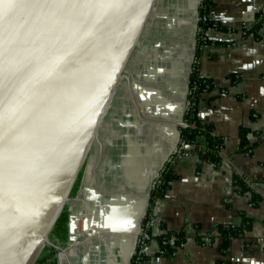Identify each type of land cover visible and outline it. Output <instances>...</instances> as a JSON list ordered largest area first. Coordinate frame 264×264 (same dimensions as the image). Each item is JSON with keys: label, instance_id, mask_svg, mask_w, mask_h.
<instances>
[{"label": "crops", "instance_id": "0c3cea01", "mask_svg": "<svg viewBox=\"0 0 264 264\" xmlns=\"http://www.w3.org/2000/svg\"><path fill=\"white\" fill-rule=\"evenodd\" d=\"M200 2L155 0L67 203L72 221L59 264H130L151 186L177 148L196 58L215 86L200 95L198 118L223 140L222 160L209 163L194 147L171 162L157 221L187 239L171 257L149 243L145 264H264V27L256 37L241 35L264 17V0H211L209 18L226 30L208 33L211 42L197 50ZM234 176L260 196L257 206L237 192ZM240 213L251 230L221 254L217 228L237 223ZM204 236L211 245L196 243Z\"/></svg>", "mask_w": 264, "mask_h": 264}, {"label": "water", "instance_id": "95a60500", "mask_svg": "<svg viewBox=\"0 0 264 264\" xmlns=\"http://www.w3.org/2000/svg\"><path fill=\"white\" fill-rule=\"evenodd\" d=\"M154 4L0 0V264H35L54 246Z\"/></svg>", "mask_w": 264, "mask_h": 264}, {"label": "trees", "instance_id": "16d2710c", "mask_svg": "<svg viewBox=\"0 0 264 264\" xmlns=\"http://www.w3.org/2000/svg\"><path fill=\"white\" fill-rule=\"evenodd\" d=\"M210 7L211 0H201L199 5V17L201 18L205 15L209 18ZM213 24H215V31L226 30L218 23L212 21L210 18L205 23L199 21L196 36L197 50H201L203 46L211 42L208 37L204 38L203 36L204 31ZM263 27L264 17L262 15H258L256 17L254 26L248 29L246 34L247 36L251 35L253 37H256L258 35V32ZM197 59L198 58H196L191 65V71L188 79V92L186 98V102H188V105H186L183 114V123L186 124V127L180 128L179 130L177 149L181 144H184V148L181 150L179 155L177 154V152H175L170 157L169 161L164 164L156 179L154 180L153 189H151L149 193V203L147 207L149 211L158 204V202L163 198L165 192L170 188L173 181L170 169L171 162L175 158L182 155L186 146H194L195 151L198 152V156L205 158L209 163L219 164L222 160L221 149L223 148V140L214 135L211 126L203 124L198 118V105L200 95L212 93L213 91H215V86L211 80L201 76V74L199 73V64ZM246 134V130L239 131V137L242 144L246 142ZM197 138L204 139L203 146L197 144ZM80 177L81 172L73 185L72 191L70 193V199L75 195L79 187ZM232 184L234 187H237L236 189L239 194L248 193L250 204L252 206H257L258 202L260 201V196L254 191L249 183H246L244 179L238 176H234ZM69 218L70 212L68 206L65 205L49 235V240L51 241V243L60 250L64 249L69 242ZM251 223V219L246 217L245 214L240 213L238 215L237 223L227 226H219L217 228V233L221 241L219 247L220 253H226L231 240L242 237L246 232H249L251 230ZM158 226L161 230V233L156 236H151V238L157 243L160 256L171 257L175 249H173L168 244L170 238L174 236L175 244L178 246L182 243H185L187 236L183 232H173L167 230L162 223H158ZM201 239L202 237H196V243L200 245L202 242ZM54 246H45L38 256L35 264H59L60 250L55 248ZM219 263L227 264L222 262Z\"/></svg>", "mask_w": 264, "mask_h": 264}, {"label": "built area", "instance_id": "2783aa9c", "mask_svg": "<svg viewBox=\"0 0 264 264\" xmlns=\"http://www.w3.org/2000/svg\"><path fill=\"white\" fill-rule=\"evenodd\" d=\"M209 18L207 16H202L201 18H198V22L201 21L202 23H205ZM215 24L212 26H209L205 31H204V38H207L208 33L215 31ZM233 32V31H231ZM247 29L243 28L241 29V35L246 36L247 34ZM186 105H188V102H186ZM184 148V144H181L180 147L176 150L177 154L179 155L181 150ZM151 189H153V184L151 186ZM228 200L226 199L225 202ZM156 207L157 205L152 208L150 211L147 209L144 217L142 219L141 223V229L139 234L137 235V238L135 240V246H134V251L131 257V262L130 264H145L148 262L146 256H145V249L151 242H155L151 236H156L161 233V230L159 229L158 226V221H157V212H156ZM201 246H209L212 244V240L209 236H204L201 239ZM156 243V242H155ZM165 243V242H164ZM157 244V243H156ZM168 244L175 249L173 252L174 256L176 252L183 247L185 243H182L180 245L175 244V237L173 236L170 238L168 241Z\"/></svg>", "mask_w": 264, "mask_h": 264}]
</instances>
